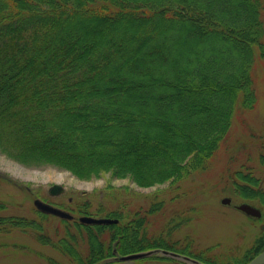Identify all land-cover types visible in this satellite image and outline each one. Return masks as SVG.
<instances>
[{"label":"trees","instance_id":"obj_1","mask_svg":"<svg viewBox=\"0 0 264 264\" xmlns=\"http://www.w3.org/2000/svg\"><path fill=\"white\" fill-rule=\"evenodd\" d=\"M261 57L264 0H0V152L80 179L180 181L207 168L237 108L255 106ZM238 175L258 187L239 192L264 200L258 178ZM73 212L97 214L87 200ZM145 213L110 210L113 224L62 219L56 240L43 212L0 216V233L34 229L73 264H123L114 257L150 250L181 257L156 252L133 264H245L264 249V234L242 257L198 248L172 237L175 219L149 234Z\"/></svg>","mask_w":264,"mask_h":264},{"label":"rangeland","instance_id":"obj_2","mask_svg":"<svg viewBox=\"0 0 264 264\" xmlns=\"http://www.w3.org/2000/svg\"><path fill=\"white\" fill-rule=\"evenodd\" d=\"M200 44H204L203 40ZM253 78L257 91L255 106L237 108L229 134L206 169L194 171L177 182L166 180L144 186L130 177L114 178L110 172L80 179L67 169L25 166L0 152V216L42 217L36 199L73 215H76L73 208L83 200L90 201L97 213L94 217H107V212L113 209L122 211L125 217L135 210H148L145 214L149 234H161L173 219L181 220L173 238L191 236L198 248L214 246L216 254L242 257L264 234V200L251 198L237 188L240 185L258 188L239 179V172L243 177L250 172L260 180L259 187L264 192V57L255 61ZM54 184H62L64 194L51 196L49 189ZM82 192L86 195L82 196ZM224 198H230L231 202L224 203ZM153 203L160 206L152 210ZM241 203L261 209L262 217L239 210L237 205ZM101 207L102 212L98 211ZM45 214L41 226L56 240L65 233V222L59 216ZM36 235L34 229L1 232L0 264H73L58 249L40 242Z\"/></svg>","mask_w":264,"mask_h":264},{"label":"water","instance_id":"obj_3","mask_svg":"<svg viewBox=\"0 0 264 264\" xmlns=\"http://www.w3.org/2000/svg\"><path fill=\"white\" fill-rule=\"evenodd\" d=\"M65 188L61 184H54L50 187L49 192L51 195H59L64 192ZM224 203H230V198H224ZM35 205L43 212L45 213H51L56 216H59L61 218L65 219H72L73 214L70 212L63 210L59 207L53 206L49 203H46L40 199L35 200ZM237 208L246 213L247 215L254 216L257 218H260L262 216L261 209L249 204V203H241L240 205H237ZM80 222L85 224H113L117 223L118 219L111 218V217H94L89 215H83L79 217ZM148 253H135V254H129L125 256H121V260H131L134 258H139L142 256H145ZM175 256H178L177 254H174ZM247 264H264V250L261 251L259 254H257L249 263Z\"/></svg>","mask_w":264,"mask_h":264},{"label":"bare ground","instance_id":"obj_4","mask_svg":"<svg viewBox=\"0 0 264 264\" xmlns=\"http://www.w3.org/2000/svg\"><path fill=\"white\" fill-rule=\"evenodd\" d=\"M116 219H117V218H116ZM118 222H119V220H118ZM118 222H117V223H118ZM255 256H256V255H255ZM255 256H254V257H255ZM254 257H253V258H254ZM253 258H251V259H250L249 261H247L245 264L249 263ZM190 262L195 263V264H199V263H200L199 261H196V260H191Z\"/></svg>","mask_w":264,"mask_h":264},{"label":"flooded vegetation","instance_id":"obj_5","mask_svg":"<svg viewBox=\"0 0 264 264\" xmlns=\"http://www.w3.org/2000/svg\"><path fill=\"white\" fill-rule=\"evenodd\" d=\"M64 192H65V190H64ZM64 192H63L62 194H64ZM49 194H50V192H49ZM62 194H59V195H51V194H50V195H51V196H60V195H62ZM81 195H82V196H85L86 193H85V192H82ZM72 199H73V198L70 197V201H71Z\"/></svg>","mask_w":264,"mask_h":264}]
</instances>
